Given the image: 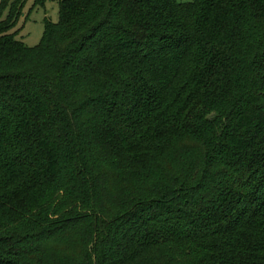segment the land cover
I'll list each match as a JSON object with an SVG mask.
<instances>
[{
  "label": "trees",
  "instance_id": "obj_1",
  "mask_svg": "<svg viewBox=\"0 0 264 264\" xmlns=\"http://www.w3.org/2000/svg\"><path fill=\"white\" fill-rule=\"evenodd\" d=\"M27 1L0 5V264H264V0H58L36 47Z\"/></svg>",
  "mask_w": 264,
  "mask_h": 264
},
{
  "label": "rangeland",
  "instance_id": "obj_2",
  "mask_svg": "<svg viewBox=\"0 0 264 264\" xmlns=\"http://www.w3.org/2000/svg\"><path fill=\"white\" fill-rule=\"evenodd\" d=\"M192 1V0H185ZM36 0H28L23 16L19 19L17 25L11 32H15V37L27 47H36L43 39L45 31V20L48 18L52 23H56L59 18L58 0H45L43 5H37ZM1 5V0H0ZM74 240L76 244L72 243ZM59 245L52 247V252L57 256L78 254L80 243L76 238L68 239ZM73 255V256H74Z\"/></svg>",
  "mask_w": 264,
  "mask_h": 264
}]
</instances>
